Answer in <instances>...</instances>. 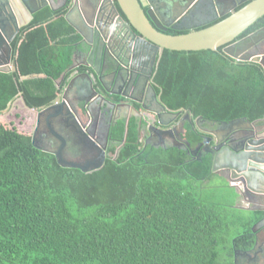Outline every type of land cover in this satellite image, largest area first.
Returning <instances> with one entry per match:
<instances>
[{
  "label": "trees",
  "instance_id": "trees-1",
  "mask_svg": "<svg viewBox=\"0 0 264 264\" xmlns=\"http://www.w3.org/2000/svg\"><path fill=\"white\" fill-rule=\"evenodd\" d=\"M67 12L45 8L11 43L0 117L19 97L30 110L57 100L81 39ZM262 28L264 17L239 39ZM154 82L161 103L192 120L264 125V67L224 47L165 50ZM184 139L201 141L190 126ZM106 152L93 172L65 168L31 134L0 125V264H236L237 250L251 251L264 213L237 207L230 173H213L210 156L146 144L137 117L112 122Z\"/></svg>",
  "mask_w": 264,
  "mask_h": 264
},
{
  "label": "flooded vegetation",
  "instance_id": "flooded-vegetation-1",
  "mask_svg": "<svg viewBox=\"0 0 264 264\" xmlns=\"http://www.w3.org/2000/svg\"><path fill=\"white\" fill-rule=\"evenodd\" d=\"M18 1L20 2L22 10H19L16 5ZM76 1L77 0H0V32H6H3V36L6 40H8L9 37H13L16 34L17 29H19V32L16 36L21 32V30L23 31L26 27L31 25L36 19L38 13L45 8L49 7L53 11H60L61 9L68 7V14ZM140 1L147 15V12L150 9L148 2H142V0ZM152 1L158 5V9H160L163 4L165 6L170 4V7L174 9V14L176 12H180L182 9L181 6L184 3V0ZM249 1L250 0H194L192 5L187 10L182 11V14L175 15H178V20L182 19L181 23L172 22V17L165 18L163 16L162 17L165 21H162L159 17H157V22H160L163 27L167 28L168 31L165 34L173 32H190L191 30L202 29L218 22L225 16L230 15V10L233 9L232 12L237 11L240 6ZM44 4L48 6L43 7L42 5ZM39 7L43 8L35 12L33 14V19H31V11L38 9ZM151 23L156 28V25L153 22ZM86 28H89V26L81 23V25L77 27V30L86 41H94V43H90L93 48L90 56H93L94 58L89 60V63L92 65L91 67L94 68L96 74L99 75L100 70L98 69L96 59L97 61L99 58L101 60L103 59V68L101 69L100 74L103 73L104 70H109L112 72L111 74L118 75L117 79L119 81L126 83V87L124 89L117 88L113 92L116 95L120 94L129 97L130 99H128L129 101H119L122 103L117 104V106H120V108L128 107L133 110L132 112L137 113L139 111L142 113V126L144 123L145 127L142 128L140 136L146 144H151L156 147L179 146L184 149L188 148L189 153L195 159L206 155L213 159L212 155L217 151L216 144L220 140V144L229 146L233 145L241 150L248 145V141L258 139V134L246 127L238 126L233 129L231 127H225L221 125V123L207 122L201 117L192 120L185 115L188 110L179 111V116L166 112L171 110L166 108L164 105L160 106V96L157 93V87L154 82L162 55L159 53L154 58L151 57V54L146 56V54L143 53L144 51H142L144 48H141V44L138 42V45H136L138 38L134 37L133 34L129 33L127 30L123 31L124 38L122 41L108 36L107 39H102V41L96 42L95 33L90 28L89 30H86ZM137 36L139 35L137 34ZM3 39L4 38H0V50H2V54L0 55V68L4 70L10 69V71H13V60L10 59L8 48L5 45L6 42H3ZM240 41V50H238V52L242 53L243 56L264 54V28L251 33L245 38L237 39L235 44ZM134 48H141L140 50L143 54H140L139 59L133 58ZM77 49L79 48L77 47ZM232 53L236 54L237 51H232ZM112 60H115L113 66L109 62ZM59 95L60 93L58 94V97ZM156 108H159V111H157ZM108 110L103 115L101 120L97 119L95 111H91L92 116L94 117V123H92L93 126L91 127L92 132L91 129L88 128L89 133L91 132L92 134H90L93 136V130L95 129L94 126L97 127L99 124H104V130H106V132L100 134L102 135V138H100L101 140L97 138V142L101 146L106 147H108L107 136L110 126L114 120L118 119V115H122V111H114L116 110L114 107H111V109L108 108ZM147 115L154 116L152 124H149ZM123 116H125V114H123ZM138 118L140 121L142 120L139 115ZM128 122L127 124H129ZM187 126H190V128L200 137L201 141L195 148H192L190 142L184 139ZM34 132L35 130L32 134H34ZM103 138L104 140H102ZM37 141L41 147L47 149L54 148L56 150L60 147L59 144L55 145L53 143V139L47 141L45 138H38ZM63 155L66 163L68 164H74V162L78 160V156L81 157L79 153L71 151L69 148H66ZM223 175L229 177V172H224ZM233 182L237 194L235 201L236 205H242V209L247 211L264 213V211L259 210L264 209V198H258L256 196L246 194L244 185L241 181H239V179H236ZM253 230L255 231L253 248H251V251L249 252L245 250H237L236 264H264V218L256 225V227H254Z\"/></svg>",
  "mask_w": 264,
  "mask_h": 264
},
{
  "label": "water",
  "instance_id": "water-1",
  "mask_svg": "<svg viewBox=\"0 0 264 264\" xmlns=\"http://www.w3.org/2000/svg\"><path fill=\"white\" fill-rule=\"evenodd\" d=\"M145 1L148 2V6L150 7L147 12L149 18L140 0H77L66 15V19L69 23H72L70 19L74 16V13H77L80 16L81 22L89 26L95 33L96 42L107 39L108 36L122 41L124 38L123 31L127 30L134 37L138 38L136 45H138V42L141 44V48H144L142 49L144 51L143 53L146 56L151 54L153 58L159 53L162 55L164 50L186 52L204 50L218 51L224 47L225 52L233 56L236 60L256 62L264 67V54L243 56L242 53L238 52L241 41L235 44L243 33L251 28L259 19L264 17V0H250L241 9L234 12H232L233 9L230 10V15L222 21L180 35L165 34L168 30L160 22H157V17L162 21H165L163 17H172V22L181 23L182 19L178 20V15H175L182 14V11L187 10L194 0H184L181 6L182 9L175 14L170 4L167 6L163 4L158 9V5L154 1L142 0V2ZM16 5L19 10H22L19 1ZM42 6L47 7L48 5L44 4ZM43 7L32 10L31 19H33V14ZM151 22L156 25V28ZM89 28H86V30H89ZM9 40L11 41L12 38ZM89 43H94V41H90ZM140 49L134 48V59H139L140 54H143ZM232 51H237V53L234 54ZM1 54L2 50H0ZM109 62L112 66L114 65L113 61ZM9 71L10 69L4 70L0 68V72ZM117 76L116 74L115 77ZM87 77L90 79V76L87 75ZM91 86L92 91L98 94L93 83ZM66 95L67 92L64 89V94L59 95L54 104L42 110H35L38 113V120L32 141L37 149L53 154L62 167L80 169L83 172L90 173L104 166L107 157V147L101 146L89 133V125L87 126L79 120ZM128 99L130 98L128 97ZM22 101L24 102L23 99ZM107 101L110 104L117 105L113 98ZM160 105L163 106L161 102ZM88 107H86V112L90 114L91 111H89ZM166 112L177 116L180 115V112ZM137 114L141 118L143 117L141 112L138 111ZM185 115L189 119H192V113L190 111H187ZM142 122L143 118L140 121V134L142 133ZM221 125L233 129L238 126L246 127L258 134V139L248 141V145L241 150L233 145L220 144V140L216 144L217 151L212 155L213 173L228 171L232 176L229 180L230 182H233L234 179H239L245 187V193L256 196L254 193L257 190L256 187H259L261 185L260 183L264 182V146L256 152H248V150L251 148L249 147L251 144L264 143V139L260 140V137L264 135V127H260L258 122L250 123L246 119L223 122ZM38 138H45L47 141L53 139V143L55 145L59 144L60 147L56 150L54 148L47 149L41 147L37 141ZM66 148L76 153L78 152L81 156L79 157L77 155L78 160L74 164L66 163L63 155ZM258 181L260 182L255 187L253 183ZM259 210L264 211V209Z\"/></svg>",
  "mask_w": 264,
  "mask_h": 264
},
{
  "label": "crops",
  "instance_id": "crops-1",
  "mask_svg": "<svg viewBox=\"0 0 264 264\" xmlns=\"http://www.w3.org/2000/svg\"><path fill=\"white\" fill-rule=\"evenodd\" d=\"M67 20V19H66ZM72 23L68 24L72 26L73 31L75 29L76 33L80 36V43H79V49L74 53L73 59H72V66L70 69L59 79L58 84L59 87H61L62 91L60 92V95L64 94V89L67 92V98L70 101V104L72 106V109L76 112L79 120L86 125H89V128L93 126L92 123H94V117L92 116V113L88 114L86 112V107L89 108V111H95L97 119H102L103 115L106 113V111L111 109V107L116 108L114 111H122V115H118L119 118H125L128 122L131 117H137L138 114L135 112H132L133 110L128 107L120 108V106L110 104L107 100L108 99H114L116 104H120L122 102L119 101H129L128 97L123 95H116L113 93L117 88L118 89H124L126 87V83L121 82L115 77V75L111 74L112 72L109 70H104L103 73L100 74L101 69L103 68V59L100 58L96 59V62L98 64L99 75L96 74L94 71V68H92L91 64L89 63V60L93 58V56H90V53L92 51V45H90L89 41H86L83 36L79 33V31L76 29L78 26L81 25V19L79 18V15L77 13H74V16L70 19ZM76 27V28H75ZM14 64V62H13ZM90 76V79L87 77ZM106 76V77H104ZM97 91L98 94H94L92 91V83ZM21 99L20 97L15 99L12 103L9 104L8 108L2 112L3 114L9 111H13V108H17V100ZM107 99V100H106ZM23 105V110L28 114L32 112L34 116L35 110H30L26 107V105ZM141 105V104H140ZM161 106V105H160ZM138 107V106H137ZM42 109V108H41ZM44 109V108H43ZM37 110V109H36ZM157 111H159V108H156ZM109 111V110H108ZM148 111V110H147ZM27 114V115H28ZM125 114V116H123ZM139 119V118H138ZM34 129L37 127V119L34 120ZM264 126V125H263ZM93 130V137L97 141V138L101 140L102 133L106 132L104 124H99L97 127L94 126ZM92 132V129H91ZM90 132V133H91ZM92 134V133H91ZM104 140V138L102 139ZM231 186L234 188V182H232ZM240 195V194H238Z\"/></svg>",
  "mask_w": 264,
  "mask_h": 264
},
{
  "label": "rangeland",
  "instance_id": "rangeland-1",
  "mask_svg": "<svg viewBox=\"0 0 264 264\" xmlns=\"http://www.w3.org/2000/svg\"><path fill=\"white\" fill-rule=\"evenodd\" d=\"M22 103H23L22 99H18L17 100V108L14 107L13 111H11L10 113H9V111H7L6 113L2 114V116H4V117H0V120L3 118V120L0 121V125L4 124L8 128L11 126V127L16 128L21 133H27V134L33 135L32 133H33V129H34V124H32V123L34 122L35 118L38 120V113L34 112V116H35V118H34L33 114H31L32 112H30V114H28L27 111L25 112L23 110L24 108H23ZM147 117H148L149 124H152V122L154 121L153 120L154 116H148L147 115ZM5 119H6V121H5ZM260 127H263V126H260ZM230 186H231V184H230ZM230 188H232V187H230ZM234 190L236 192L235 188H234ZM218 191L219 192L222 191L221 195H223L225 192L223 189V186H221V185L219 186ZM223 199L228 200V198L225 196H223ZM230 201H232V200H230ZM224 202H226V201H224ZM238 205H237V207H239V208L243 207L242 205H239V206ZM243 214H245V212ZM239 230H240V228H239ZM236 234H237V231H236ZM228 246H230V245H228Z\"/></svg>",
  "mask_w": 264,
  "mask_h": 264
},
{
  "label": "bare ground",
  "instance_id": "bare-ground-1",
  "mask_svg": "<svg viewBox=\"0 0 264 264\" xmlns=\"http://www.w3.org/2000/svg\"><path fill=\"white\" fill-rule=\"evenodd\" d=\"M250 2V1H249ZM19 32V30L16 31V34ZM6 33V32H4ZM3 32H0V38H4L2 41L3 42H6L5 45L6 47L8 48V54L10 56V59L12 60V47H11V43L12 41L14 40V38L16 37V34L13 36V37H9L8 40H6V38L3 36L4 34ZM12 38V40L10 41L9 39ZM113 61V60H112ZM115 61V60H114ZM113 61V62H114ZM264 139V136H262L260 138V140H263ZM264 146V143H261V144H251L249 145V147H251L248 152H253V151H259V148L263 147ZM78 153V152H77ZM213 161V160H212ZM230 178H232V176L230 175ZM236 179H234L233 181H235ZM260 181L258 182H254L253 185L256 187V184H258ZM261 185L259 187H256V192L254 191V193L256 194L257 197H262L264 198V182L263 183H260ZM245 188V187H244Z\"/></svg>",
  "mask_w": 264,
  "mask_h": 264
},
{
  "label": "clouds",
  "instance_id": "clouds-1",
  "mask_svg": "<svg viewBox=\"0 0 264 264\" xmlns=\"http://www.w3.org/2000/svg\"><path fill=\"white\" fill-rule=\"evenodd\" d=\"M259 125V124H258ZM259 126H263V125H259ZM264 127V126H263ZM33 136V135H32Z\"/></svg>",
  "mask_w": 264,
  "mask_h": 264
}]
</instances>
